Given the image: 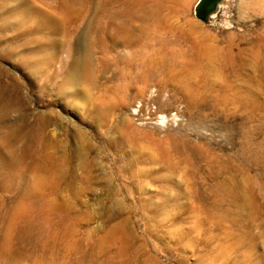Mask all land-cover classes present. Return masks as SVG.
I'll list each match as a JSON object with an SVG mask.
<instances>
[{"label": "rangeland", "instance_id": "obj_1", "mask_svg": "<svg viewBox=\"0 0 264 264\" xmlns=\"http://www.w3.org/2000/svg\"><path fill=\"white\" fill-rule=\"evenodd\" d=\"M178 1L0 0V264H264V0Z\"/></svg>", "mask_w": 264, "mask_h": 264}, {"label": "bare ground", "instance_id": "obj_2", "mask_svg": "<svg viewBox=\"0 0 264 264\" xmlns=\"http://www.w3.org/2000/svg\"><path fill=\"white\" fill-rule=\"evenodd\" d=\"M74 1H78V0H74ZM79 1H81V0H79ZM177 1L178 0H168V1H165V0H156V1H154V4L152 6H150L151 8H148V7H145L144 5H141V4L137 3L136 0H105V1L103 0V3L106 2V6H107V3H109V8H110L111 5H115V6H112V8H110V9L108 8L107 9L105 7V5H104L105 9L103 8V10H102V8H101V10H102L101 12H102V14L105 13V15H107L108 17L111 16L109 19H111V21H113V22L110 21L111 23L108 24V25H110V27L112 28L113 31H118V30L123 29L125 32H127V31L130 32V35L128 37H126V38L123 37V36H116V35L113 36V34H112L113 40L116 43L124 44V45H127V46L130 47V45H132V43H134L136 45L135 42H137V41L140 42V40H142V39H140V37H141L142 34H143V37L145 38V40H146V38H149V36H148L149 32L148 31H150L153 28H150V26H149V28L147 27L148 24L146 25V23H147L148 20L151 21L150 24H149L151 26H153V25L154 26H157V24H161L162 19L165 18L164 13H162L163 12L162 11V8H163V5H164L165 2H169V5H170V4H174V3L176 4ZM218 2H220V0ZM66 4L68 6H70V4L71 5L73 4V2H71L70 4L67 2ZM76 4H74V5H76ZM99 7L100 6H98V8ZM119 7L121 8L120 11H119ZM171 9H174V8H171ZM108 17H106V19ZM117 17L121 19V21L119 23L117 22L118 21V18ZM116 18H117V21H116ZM123 19H124V21H122ZM136 21H139V23H138V26L139 27L137 29H135L136 28V25H137ZM163 24L164 23H162V25ZM164 26H165V24H164ZM168 26H170V24ZM158 27H159V25H158ZM158 27L155 29L156 32H157V34H159L161 32V30H163V29L160 30ZM172 27H173V25H172ZM176 30H178V29H176ZM136 31H138V33H136ZM153 31L154 30H152V32ZM145 34L148 37H146ZM157 34H155V36L151 35L150 37L151 38H152V36L153 37H156ZM174 40H175V37L172 40V42ZM150 41H151V39H150ZM175 42H177V41H175ZM178 44L180 45V43H178ZM171 55H173V54H171ZM178 56H179V54H178ZM42 175L43 174L38 175V176H36L33 179L32 183L28 187V190L30 188H36V187H40V186L44 185L45 178Z\"/></svg>", "mask_w": 264, "mask_h": 264}, {"label": "water", "instance_id": "obj_3", "mask_svg": "<svg viewBox=\"0 0 264 264\" xmlns=\"http://www.w3.org/2000/svg\"><path fill=\"white\" fill-rule=\"evenodd\" d=\"M219 0H199L196 10L197 15L202 19L210 18L219 8Z\"/></svg>", "mask_w": 264, "mask_h": 264}]
</instances>
